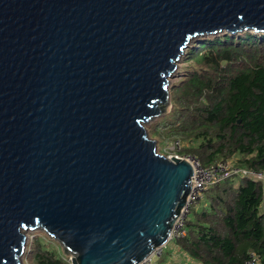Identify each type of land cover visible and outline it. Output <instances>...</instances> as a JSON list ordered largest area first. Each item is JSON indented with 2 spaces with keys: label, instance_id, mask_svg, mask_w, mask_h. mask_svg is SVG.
Here are the masks:
<instances>
[{
  "label": "water",
  "instance_id": "obj_1",
  "mask_svg": "<svg viewBox=\"0 0 264 264\" xmlns=\"http://www.w3.org/2000/svg\"><path fill=\"white\" fill-rule=\"evenodd\" d=\"M264 31V0H0V264L41 229L73 264H140L193 166L145 127L192 39Z\"/></svg>",
  "mask_w": 264,
  "mask_h": 264
},
{
  "label": "trees",
  "instance_id": "obj_2",
  "mask_svg": "<svg viewBox=\"0 0 264 264\" xmlns=\"http://www.w3.org/2000/svg\"><path fill=\"white\" fill-rule=\"evenodd\" d=\"M196 37L181 57L189 63L173 85L172 113L156 123L153 137L187 141L181 153L203 167L229 162L264 171V31ZM263 204L264 184L250 177L234 174L209 186L190 209L185 233L167 243L156 264L168 259L170 244L192 264H264ZM42 234L30 264H70L59 243Z\"/></svg>",
  "mask_w": 264,
  "mask_h": 264
},
{
  "label": "built area",
  "instance_id": "obj_3",
  "mask_svg": "<svg viewBox=\"0 0 264 264\" xmlns=\"http://www.w3.org/2000/svg\"><path fill=\"white\" fill-rule=\"evenodd\" d=\"M183 146L184 144L180 139H174L171 142L167 141L163 144V153H161L157 149L159 153L167 156L170 159L172 157L186 159L193 166L192 188L188 195L187 203L182 209L181 214L173 227L171 238L169 239V241H175L185 233L184 226L190 209L199 205L201 199L203 198L205 190L209 186L220 182L222 179L234 174L250 177L253 180L261 181L264 184V171L238 167L229 162H219L209 167H203L200 164L199 159L195 155L181 153ZM167 243L155 249L140 264H156L157 260L160 259L163 255ZM64 258L70 264H73L72 255L64 254ZM252 262L253 261L249 260L247 263L250 264Z\"/></svg>",
  "mask_w": 264,
  "mask_h": 264
},
{
  "label": "rangeland",
  "instance_id": "obj_4",
  "mask_svg": "<svg viewBox=\"0 0 264 264\" xmlns=\"http://www.w3.org/2000/svg\"><path fill=\"white\" fill-rule=\"evenodd\" d=\"M197 39V37L196 38H193L192 39V41L193 40H196ZM188 63L189 62H185L182 58H181V60L179 61V63H178V68H177V70L175 71V73H174V76H172L171 78H170V83H169V89H170V94H171V96H170V102H169V104L167 105V109H166V111H165V113H163L161 116H158V117H155L154 119H152L150 122H148V123H145V127H146V129L148 130V133H149V135L152 137V138H155L156 140H157V149L161 152V153H163V150H162V146H163V144L165 143V142H167V141H169V142H171L172 140H174V139H170V140H163V141H159V139L157 138V136H154L153 137V128H155L156 126V123L157 122H159L161 119H164L165 117H167L170 113H172V109H173V107H174V103L172 102V93H173V85L175 84V83H177V81H179L181 78H180V76H179V69L181 68V67H184V66H187L188 65ZM155 126V127H154ZM182 141V143L184 144V145H186L187 144V141H184V140H181ZM263 210H264V204H263ZM43 233V231L41 230V229H37V230H34V231H27L26 232V234H27V240H26V250H25V253L23 254V256H22V261H23V263L24 264H30V257H29V255H30V253H29V251L31 250V248H32V245H33V240H34V238L36 237V236H40V237H44V235L42 234ZM57 245H58V243L57 242H55ZM55 244V245H56ZM171 250H172V255L171 256H173L174 254H173V248H172V245L170 244L169 246H168Z\"/></svg>",
  "mask_w": 264,
  "mask_h": 264
},
{
  "label": "crops",
  "instance_id": "obj_5",
  "mask_svg": "<svg viewBox=\"0 0 264 264\" xmlns=\"http://www.w3.org/2000/svg\"><path fill=\"white\" fill-rule=\"evenodd\" d=\"M172 248L174 255L171 256L172 255V250H171V254L169 255L168 259L162 264H192L193 262L192 258H190L186 253L180 251L176 247H172Z\"/></svg>",
  "mask_w": 264,
  "mask_h": 264
}]
</instances>
